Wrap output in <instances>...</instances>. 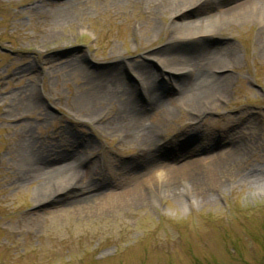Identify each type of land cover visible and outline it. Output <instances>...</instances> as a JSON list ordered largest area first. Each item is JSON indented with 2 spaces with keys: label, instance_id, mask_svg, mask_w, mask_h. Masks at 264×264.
Returning <instances> with one entry per match:
<instances>
[{
  "label": "rangeland",
  "instance_id": "374dc122",
  "mask_svg": "<svg viewBox=\"0 0 264 264\" xmlns=\"http://www.w3.org/2000/svg\"><path fill=\"white\" fill-rule=\"evenodd\" d=\"M40 1L0 0V264H264V38L255 15L213 22L215 34L203 45L228 44L237 53L215 71L229 77L226 96L182 98L159 122L152 147L105 121L116 106L90 117L80 100L87 76L119 69L141 103L165 85L176 96L191 74L164 72L154 55L174 69L203 45L169 47L167 26L218 11L190 7L147 23L146 5L81 0L64 20L34 11ZM127 64L148 68L155 82ZM28 105L34 110L23 112ZM22 133L56 155L83 156L94 198L77 195L83 178L73 168L23 180L33 164ZM238 143L242 151L227 165L177 170ZM133 186L137 197L121 196Z\"/></svg>",
  "mask_w": 264,
  "mask_h": 264
},
{
  "label": "bare ground",
  "instance_id": "6f19581e",
  "mask_svg": "<svg viewBox=\"0 0 264 264\" xmlns=\"http://www.w3.org/2000/svg\"><path fill=\"white\" fill-rule=\"evenodd\" d=\"M50 0H41L33 7L37 13H45L49 17L60 18L67 20L71 17V13L83 4L81 0H63L61 3L49 2ZM107 1V0H99ZM110 3L121 5V2L132 1L146 5L149 8L146 22L148 23L152 18L161 12H169L172 17L182 15L185 10L193 7H201L208 5L212 9L218 11L217 14L210 15L208 18L187 23H172L167 26V41L169 47L176 44L204 42L209 37L215 34L213 22L219 19L222 23L223 19H237L253 14L256 17L258 31V39L264 38V0H108ZM218 15V16H217ZM151 17V18H150ZM150 19V20H149ZM212 24H209V23ZM216 22V21H215ZM197 24L198 29L193 32L186 30L188 27ZM229 25V24H227ZM231 26V25H229ZM203 45L201 47L188 49L189 55L187 57L188 64H181L178 68H171L167 64L169 59L167 57H159L160 65L163 71L167 73H175L177 71H187L191 74V81L178 84L176 96H171L170 88L167 85L160 89V94L153 93L155 89H150L147 98L144 102H139L135 96V91L122 84V76L119 69H108L101 73H94L87 76L86 89L80 98L81 104L90 113V117L99 118L102 110L106 107H115V112L111 117L106 118L109 125L121 130L122 136L133 139L140 143L141 146L152 147L156 145L159 140L157 128L160 126L159 122L167 119L170 116L168 108L176 106L179 101L186 97L190 101H201L206 98H214L215 101H222L227 92V83L229 77L224 73H218L229 68L231 62L236 58L237 53L230 45L211 46ZM119 56V55H116ZM128 65V64H127ZM132 71L141 80H147L149 83H154L156 76L152 72L140 64L128 65ZM151 94V95H150ZM143 101V100H142ZM34 110L33 105L25 107L23 112H31ZM202 110H209L204 106ZM27 133V132H26ZM22 133L21 145L28 160L32 162V169L28 170L23 176V180H36L42 177L50 176L59 172L60 170L69 167L73 168L83 180L76 184L77 195L82 199L94 198L95 194L86 182L88 180V172L82 168L84 158L79 153L71 152L68 155H56L53 150L43 144H39L32 136ZM158 137V138H157ZM82 144L80 143V146ZM242 145L238 143L236 146L229 148V150L212 155L208 159L195 160L192 162H185L181 164L180 171H189L197 169L196 167L203 165H210L215 168L223 166L234 161L238 154L241 153ZM149 152V151H148ZM147 152V153H148ZM53 155V156H52ZM56 155V156H54ZM150 160L149 155H146ZM187 155L183 157L186 159ZM58 160V161H56ZM58 166L52 165V162ZM122 163L121 165H123ZM176 170V171H177ZM173 171V172H176ZM178 173V174H179ZM175 174V173H174ZM172 174V175H174ZM257 178V177H256ZM140 187L133 186L130 189L122 191L121 196H138ZM97 201V200H96Z\"/></svg>",
  "mask_w": 264,
  "mask_h": 264
}]
</instances>
